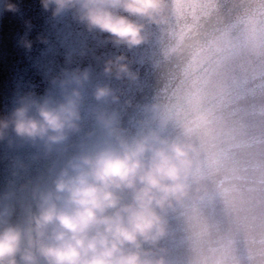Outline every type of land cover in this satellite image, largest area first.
Listing matches in <instances>:
<instances>
[{"label": "clouds", "instance_id": "clouds-1", "mask_svg": "<svg viewBox=\"0 0 264 264\" xmlns=\"http://www.w3.org/2000/svg\"><path fill=\"white\" fill-rule=\"evenodd\" d=\"M13 22L0 264H264V0H0Z\"/></svg>", "mask_w": 264, "mask_h": 264}, {"label": "water", "instance_id": "water-1", "mask_svg": "<svg viewBox=\"0 0 264 264\" xmlns=\"http://www.w3.org/2000/svg\"><path fill=\"white\" fill-rule=\"evenodd\" d=\"M34 11L30 15H35L39 11L33 5ZM18 31V25L13 23H6L3 31L0 32V88L7 87V81L10 71L13 67H24V54L22 50H18L14 47L13 36ZM35 32L33 33V36Z\"/></svg>", "mask_w": 264, "mask_h": 264}]
</instances>
